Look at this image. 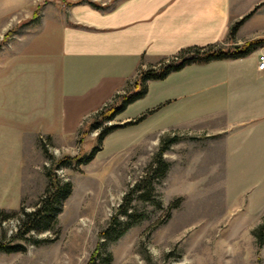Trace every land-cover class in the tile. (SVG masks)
Segmentation results:
<instances>
[{"label": "rangeland", "instance_id": "obj_1", "mask_svg": "<svg viewBox=\"0 0 264 264\" xmlns=\"http://www.w3.org/2000/svg\"><path fill=\"white\" fill-rule=\"evenodd\" d=\"M70 1L0 0V119L8 118V77L13 73L8 59L19 55L23 45L53 39L55 27L68 20ZM36 8L38 16L33 18ZM41 55L46 54L34 51L14 58L23 66L22 71L13 70L14 77H41ZM151 65L144 61L138 70ZM137 72L119 93L132 87ZM191 77L151 81L142 98L107 124L123 123L159 107L140 122L110 132L89 162L54 166L62 156L87 154L97 144L98 129L85 134L96 112L82 120L74 137L52 143L40 134L44 160L30 171L23 193L14 192L9 200L3 194L2 173L3 158L8 165L3 150L8 125L0 124V243L6 245L0 248V264H264V236L258 246L255 235L264 219V204H251V196L231 193L237 182L228 185L224 176L221 136L203 127H170L174 116L161 110L160 102L172 84L177 79L191 82ZM172 136L176 141L161 151L167 170L158 176L152 172L155 157L162 141ZM48 167H55L58 177L71 183V193L49 229L20 232L23 213L34 210L45 193ZM14 246L17 249L10 250Z\"/></svg>", "mask_w": 264, "mask_h": 264}, {"label": "crops", "instance_id": "obj_2", "mask_svg": "<svg viewBox=\"0 0 264 264\" xmlns=\"http://www.w3.org/2000/svg\"><path fill=\"white\" fill-rule=\"evenodd\" d=\"M75 1L53 39L23 45L19 55L8 59L14 73L23 70L20 55L46 54L38 57V79L8 77V118L0 119L8 125L3 148L8 165L3 158L2 167L8 200L14 192L23 193L30 171L44 160L38 136L52 143L74 137L82 120L112 98L144 61L154 66L188 46L231 47L264 39V0H89L105 8ZM246 15L230 36V27ZM259 53L264 44L243 57L173 71L164 79L184 74L194 80L177 79L160 102L166 116H174L170 127H203L221 136L224 176L228 185L237 182L235 192L228 186V194L251 196L248 203L258 206L264 204V68H258Z\"/></svg>", "mask_w": 264, "mask_h": 264}, {"label": "trees", "instance_id": "obj_3", "mask_svg": "<svg viewBox=\"0 0 264 264\" xmlns=\"http://www.w3.org/2000/svg\"><path fill=\"white\" fill-rule=\"evenodd\" d=\"M87 1L91 5L97 8H105L108 5H100L99 3L89 0H76L75 2ZM112 0L111 2H113ZM73 2H69L71 4ZM38 8L34 11L33 18L38 15ZM237 21L230 27V36L234 34L241 22L247 17ZM264 44V39H252L244 42L239 46H233L230 48H223L219 45H205V46H188L181 49L175 55L171 57L160 59L154 66H149L145 69H139L137 76L133 82L131 88H127L124 93L116 92L112 97L110 103H105L99 110L96 111L95 117L87 127L85 134L89 131L98 129L97 144L87 153L83 155H65L55 161L54 166L56 168L68 167L72 163L82 164L89 162L93 159L98 151L101 150V144L104 138L113 130L124 127L127 125L135 124L143 120L147 114L155 111L159 106L152 109H147L140 116L135 119L125 121L123 123H111L108 121L113 120L119 113L124 111L126 107L135 100L142 98L148 90L149 80L164 79L173 71H178L186 65L192 63H206L212 60L218 59H233L247 55L256 46ZM82 139H80L81 141ZM176 141V137L172 136L162 141L160 151L155 157L156 165L152 172L158 174V176L164 175L167 170L168 164L163 160L161 151L166 147V144ZM39 145L42 151L45 153L46 149L39 141ZM55 167H48L45 170L47 177V187L44 195L40 198L39 202L35 206V209L29 212H24L20 221V232L26 233L30 230H44L51 227V223L54 221L56 215L61 211L63 200L66 199L72 190V185L69 181H63L54 172ZM142 196H147L142 194ZM255 235L258 240V246H261L262 238L264 236V219L258 225L255 230ZM4 243H0V248H5ZM17 248L14 246L10 250L15 251ZM97 252V251H96Z\"/></svg>", "mask_w": 264, "mask_h": 264}, {"label": "built area", "instance_id": "obj_4", "mask_svg": "<svg viewBox=\"0 0 264 264\" xmlns=\"http://www.w3.org/2000/svg\"><path fill=\"white\" fill-rule=\"evenodd\" d=\"M258 68L263 69L264 68V53L258 54Z\"/></svg>", "mask_w": 264, "mask_h": 264}]
</instances>
